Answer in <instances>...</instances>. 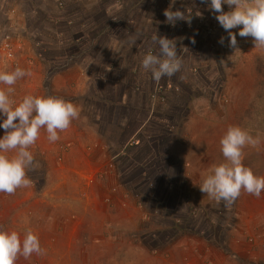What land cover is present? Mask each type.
I'll return each mask as SVG.
<instances>
[{"label": "rangeland", "instance_id": "1", "mask_svg": "<svg viewBox=\"0 0 264 264\" xmlns=\"http://www.w3.org/2000/svg\"><path fill=\"white\" fill-rule=\"evenodd\" d=\"M237 33L233 48L205 0H0V71L30 73L13 99L73 103L85 144L75 172L57 179L36 160L27 187L0 193V228L36 234L53 250L42 264H194L210 248L222 264H264V192L226 206L199 188L229 126L260 139L242 162L264 176V48ZM154 34L182 60L159 82L140 64L159 53ZM77 69L88 78H53ZM67 82L72 95L52 93Z\"/></svg>", "mask_w": 264, "mask_h": 264}, {"label": "clouds", "instance_id": "2", "mask_svg": "<svg viewBox=\"0 0 264 264\" xmlns=\"http://www.w3.org/2000/svg\"><path fill=\"white\" fill-rule=\"evenodd\" d=\"M208 9L215 13V19L229 33V44L235 48L238 29L240 37H252L255 47L264 48V0H205ZM222 5L229 10L224 11ZM175 13V14H173ZM168 21L182 18L181 12L166 11ZM158 45L159 53L146 52L140 61L144 72L150 73L154 81L171 77L181 70L182 60L177 54L174 41L154 34L151 37ZM133 44L135 41L132 42ZM223 43V40H221ZM26 75L20 67L12 71H0V193L13 194L20 187H27L31 181L27 170L38 166L32 145L43 129L49 142L60 139L59 132L67 130L72 121L80 116V110L71 102L51 95H25L19 102L12 97L13 85ZM220 151L223 162L211 165L201 174L200 191L226 206L233 203L244 192L259 197L264 192V176L254 174L243 160L245 146L257 147L261 143L248 131L239 126H229L221 137ZM33 254L44 255L39 238L30 229L23 239L15 230L0 228V264H16L17 258H30Z\"/></svg>", "mask_w": 264, "mask_h": 264}, {"label": "crops", "instance_id": "3", "mask_svg": "<svg viewBox=\"0 0 264 264\" xmlns=\"http://www.w3.org/2000/svg\"><path fill=\"white\" fill-rule=\"evenodd\" d=\"M5 59L6 61H9L7 57H5ZM13 61L18 63L15 59H13ZM82 74L83 73H80L79 69H77L76 72H73V73L62 71L58 74H55L53 78H63V80L64 78H66V80H69L70 83L72 80V83H73V80H75V78H88L86 77L87 75L82 76ZM69 82H67L65 85L67 90L63 88L61 89L55 88L54 90V88H52V91H53L52 93H54L55 95L59 94L60 96H63V94H66V96L72 95L73 94L71 90L72 86ZM32 89H35V88H32ZM64 90L66 91L65 93H64ZM81 110L83 111V109ZM79 127H83V126L79 124V122L76 123L72 121L70 127L67 130L58 133L60 136V139L54 143L48 141L47 133L42 129L38 140L35 142L34 145H32V153H33L35 161L38 160V162L40 163L43 162L44 164L43 166H45L46 164V167H49L51 169H54L57 166L59 168H62L61 170L58 171L57 176L55 177L57 179L59 178V175H62V174H59L60 171H63V174H64V170H66L68 173L75 172L78 162L85 157L84 156L85 150L83 148L85 147V144L84 142H82L84 138H82V136L80 135L78 131L81 129ZM73 130L77 137L74 136ZM93 130L96 131V128H93ZM98 133H99V130H98ZM90 155L93 160L97 156L96 154L92 155V153ZM59 158H61V160H59ZM0 211H4L3 206H0ZM52 251L53 250L50 249L47 252H44L45 254L42 255V257L46 258L47 256V259L51 260L53 257ZM214 252L215 251H213L212 248L207 250L206 253L197 252L198 254H196L192 258L193 260L191 262H193L194 264H222L221 262H219L218 254L216 253L214 255ZM40 258L41 257H39V255L37 254H35L34 256L32 255L28 259H25L23 256H19L17 258L16 264H34L36 263L35 260L37 259L39 260ZM37 263L42 264L41 262H37Z\"/></svg>", "mask_w": 264, "mask_h": 264}, {"label": "built area", "instance_id": "4", "mask_svg": "<svg viewBox=\"0 0 264 264\" xmlns=\"http://www.w3.org/2000/svg\"><path fill=\"white\" fill-rule=\"evenodd\" d=\"M6 56H7V58H10V57H9V56H10V53H8Z\"/></svg>", "mask_w": 264, "mask_h": 264}]
</instances>
